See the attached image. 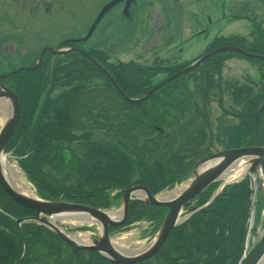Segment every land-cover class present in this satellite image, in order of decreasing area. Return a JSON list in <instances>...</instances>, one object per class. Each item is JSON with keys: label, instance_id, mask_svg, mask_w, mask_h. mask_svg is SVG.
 <instances>
[{"label": "trees", "instance_id": "trees-1", "mask_svg": "<svg viewBox=\"0 0 264 264\" xmlns=\"http://www.w3.org/2000/svg\"><path fill=\"white\" fill-rule=\"evenodd\" d=\"M224 45L239 46L246 51L264 55V51L247 47L244 38L239 36L216 38L207 51ZM84 50L116 81L124 94L132 98L146 94L154 86L153 78L158 74L168 77L189 64L183 63L175 68L165 67L163 63L144 67L133 63L110 62V55L101 48ZM236 55L240 54H215L191 73L177 77L145 101L136 104L128 102L110 82L107 74L85 56L77 52L63 56L46 55L38 68L15 73L3 80L16 92L21 106L20 120L12 133L8 150L19 157L20 167L35 185L38 195L44 199H63L105 208L110 206L109 193L114 189L123 190L140 184L156 194L171 188L189 176L198 160L211 154L207 153L209 146L206 144L209 145V142H206L207 134L204 132L200 137L206 136V140L198 141L200 151L196 147L200 154L204 153L200 155L195 150L187 156L190 158L188 162L178 153H170L172 149L168 148V145L173 146L176 134L174 127L180 122L179 115H182L179 112L190 109L184 106L191 99L188 79L194 80L197 91L207 99L212 89L219 88L217 83L225 61ZM261 63L264 65V62ZM95 77L103 81L105 93L113 94L111 99L109 96L106 98L109 105L112 103L109 107L98 104L96 109L91 108L90 99L97 96H94L95 90L90 87ZM66 85L72 87L51 97L55 88ZM180 89L184 95L178 91ZM231 95L235 98L237 109L234 108L232 112L225 109L224 115L237 118L238 123L225 124L226 120L218 118L222 127L218 129L217 143L223 149L249 145L264 147V90L255 93L247 86H238L231 91ZM113 99L123 105L113 103ZM119 106L131 111L125 117L131 121L118 126L119 132H125L124 136L119 137L117 131L113 133L114 129L107 130L103 137L96 134L99 131L95 128L83 129L88 120H94L91 117L94 116L93 110L99 113V119L102 116L109 118L121 115ZM191 110L190 117L195 115L196 118H203V127L209 126L207 108L199 109L195 105ZM109 112H112L111 116ZM141 119L146 123H142ZM123 125L127 129L123 130ZM165 125L169 126V130L164 129ZM193 128L196 125L191 124L189 129L195 134ZM75 129L82 134H75ZM139 129L152 139L143 140L141 147H136L132 142L136 140L132 137L133 132ZM191 132H188V136L192 135ZM188 136L185 135V138H190ZM66 141L68 144L78 141L73 152L70 147L63 145ZM163 142H166L167 153L157 156L147 154L150 151L147 152L145 147H158ZM65 152L70 154L69 158ZM146 157L151 163L146 161ZM42 165L51 166L54 175H44ZM64 168L77 178L74 188L55 176L57 171L64 172ZM50 181L54 186L50 185ZM217 185L212 184L201 192L195 198L196 206L192 210L206 204ZM82 186L92 191L84 192L79 189ZM250 194L248 178L225 186L209 205L173 229L157 255L163 256L167 264H177L180 260L182 264H236L241 253ZM164 212L163 207L134 200L129 204L126 223L152 219L159 225ZM34 214V210L11 200L0 186V264H16L20 260L24 248L22 233L28 247L20 264H110L97 252L73 248L42 225L25 223L22 225L23 232H20L15 219ZM8 229L15 232H9ZM83 252L89 255L86 262Z\"/></svg>", "mask_w": 264, "mask_h": 264}, {"label": "rangeland", "instance_id": "rangeland-1", "mask_svg": "<svg viewBox=\"0 0 264 264\" xmlns=\"http://www.w3.org/2000/svg\"><path fill=\"white\" fill-rule=\"evenodd\" d=\"M105 1L106 0H51L52 13L49 17L45 16V14H43L42 12H38L36 14V17L34 16L35 18L33 17L25 18L23 14L26 13L25 11L23 12L19 11L18 13H15L16 9L19 10L22 8L21 6H19V0H0V42H2V46L5 47L4 50L14 52L15 57L17 58L15 59V61H8V62L4 60H0V74L2 73L3 70L6 71L7 69H13L14 67H18V65H22V66L29 65L31 62L35 60V58L37 57V53L41 48L43 49L46 46L58 47L61 41L67 37L80 36V35L83 36L86 30H88L97 12L99 11V9L101 8L102 4ZM224 1L226 3H224ZM252 1L257 2L259 0H252ZM248 2H251V0H248ZM238 3L239 0H213V12H210L211 15L209 14L210 17H212V19L214 20L213 21L214 24L212 25L211 28V31L213 33L210 34L208 31H200L199 33L194 35L195 38H192V35L197 30L209 28L208 18L206 16L202 18V15L199 17H195L192 15L196 7H197L196 9L203 10V7L201 5L204 4L203 1L199 2V4H195L194 6L192 5V2L190 0H178V1L167 0L166 9L169 10V13L166 14L164 12L165 8L160 5L161 4L160 1L154 0L153 2L152 0H144V3L141 2L140 8L137 9L136 11L133 23L132 22L126 23L125 20H123L124 24L120 23V19H118V14H117L120 11L119 9L114 10L110 12L108 15H106V17L102 20V22L98 25V27L94 31L92 37L88 41L81 43V46L83 49L97 47V48H101L102 50H105L110 55L109 57L110 62L115 61V62L133 63L135 65L138 66L140 65L144 67L156 65L159 63H164L165 67L175 68L183 64L187 60H190L196 56H200L203 53H205L207 47L211 45L210 42L212 41L213 36H215L216 38L217 36H222L224 38L232 37L235 35L241 36L242 38L247 39L245 43L246 46L255 45L251 41L256 38L255 37L256 33L258 34L257 32L258 23H256L257 18L259 20L262 19V24H260L259 27L260 26H261L260 28L264 27V8H263L264 5L262 4L259 5L255 3L256 5L254 6L253 12L254 13L255 11H259V12L255 14H251L252 16H245V15H249L248 13L250 8L243 5L240 6ZM236 13L238 14L239 17L233 16ZM19 15H23L21 21L20 18H18ZM248 17L253 18L255 20L254 24L252 23L253 26L251 25V22L249 21L250 19ZM244 18H247L248 20ZM116 21H118V24H116ZM166 21H172V27L174 28V30H172L174 31L172 33L173 38L171 36V33L169 32L170 30H168L164 26ZM125 23L127 24L128 27L131 26L130 27L131 32H134L135 27L136 29H138L139 32H142L143 30L145 32L147 31L148 32L146 35L143 34L144 36L142 35L140 37H133L130 40H127V38H125L126 36H124L123 31L117 34H113L111 32L114 31L115 33L116 31L123 30L122 27H120L121 24H123V27L125 26L124 29L125 31L127 29ZM15 26L17 27L16 29L14 28ZM131 42H135V43L131 44ZM257 49L263 51L264 46L260 45V47H257ZM26 53L28 55H25ZM259 73H261V75L264 74V65L261 64L260 61L251 60L249 58H245L241 56L231 57L227 59L223 65L221 78L219 83H217V86H219V88L214 90L212 89L213 91L211 90L210 95L208 96L207 99H204L201 93L197 91L194 80L191 81L188 79V84H189L188 87H189V92L191 93V99L189 103H185L184 106H187L190 109L189 111L179 112L180 114H182L179 115V117L181 116V118H179L180 122L178 123L177 126L174 127L175 129L174 133L176 132V134L178 133V135L176 136L175 134V136L173 137V143H172L173 146L168 145V148L172 149L170 150V153L173 152L178 153L177 154L178 156L183 157L185 159V162H188L190 158H188L187 156L193 154L195 150L200 151L198 141L203 139L204 142L206 140V136L203 138L200 137L202 132L207 134L206 142H209V145L206 144L207 146H209L207 153H211L212 155L222 150L223 149L222 145L217 143V139H216L217 136H219L218 129L222 127L220 122L217 121L218 118L223 121L226 120L225 124L231 122L233 124L238 123L237 118L224 115L225 109L228 112H232L233 110H235L234 108L237 109V106L234 104L235 98H232L231 90H229V87H231V85L240 86L246 83L253 85V83L255 82L254 83L255 86L253 88L256 89L258 87L257 85L263 82L262 80L258 81L260 77ZM164 77L165 76L163 74H158L156 78H153V82H157L163 79ZM263 78L264 77H262V79ZM184 80L182 81L184 82ZM183 82L179 84L180 87ZM92 83L94 84H91L90 87L95 90L94 96L96 94L97 96L94 99H90L89 103L91 104V108L96 109V106L98 104L108 107L112 105V103H110V105L108 104L106 98L109 96L111 99L113 94L105 93L106 89L103 87V81L99 77H95ZM74 84L77 83L74 82ZM71 87L72 86L70 85L57 87L51 93V97H55V95H57L59 92L65 89L68 90ZM10 89L13 90L12 88ZM178 91L184 95L183 90L180 89ZM113 100H114L113 103L120 104L118 100L115 99ZM220 100H222L221 103L222 105L220 104ZM240 101L241 100H238L237 102ZM195 105L199 109H203L204 107L207 108L208 111L207 119L209 121V126L203 127V122H204V120H202L203 118L200 117L196 118L195 115L194 117H190V113H192L191 109H194ZM119 107H121V110L119 111V113L121 112V115L120 116L113 115L112 117L109 118L102 116L99 119L100 116L99 113H96V111L93 110L94 116L91 117L94 120H88L87 126L86 125L83 126V129L85 130V129L95 128L99 130L103 136H105L107 130L114 129L113 133L117 131L119 133L118 134L119 137L124 136L125 132L124 131H122V133L119 132L118 126H120V124L122 123L127 124L129 123V121H131L125 119L126 116H129L131 114V111L127 108L125 109V106H119ZM144 108L147 109V107ZM2 112L3 110H1V113ZM1 113H0V124L4 123L5 120L7 119L6 114L2 115ZM120 117H124V118L122 119ZM141 122L146 123V121L142 119ZM191 124L193 126L196 125V128L195 129L193 128L195 134L194 132L192 133L191 130L189 129L191 127ZM122 129L125 130L127 129V127L123 125ZM164 129L169 130V126L165 125ZM142 131L144 130L139 129L138 132L135 131L133 132L134 134L132 138L133 140L136 141H132V142H134V145L136 147L141 145V141L143 140L148 141L152 139V137L147 136L148 134H144L142 133ZM188 132H191L192 135L188 136ZM74 133L78 135L82 134L81 131H78L76 129L74 130ZM155 135L156 134H154V136ZM185 135L190 138H185ZM77 142L78 141H75L74 143L69 142L68 144L66 141L63 143V145L66 148L70 147V150H72L73 152L74 151L73 148H75ZM165 145L166 142H163L158 147L156 146L152 147L151 145H149L148 147L145 148H147L148 150L147 152L150 151L149 153H147L148 155L150 154L153 156L164 155L165 153H167V150H165L166 148ZM196 147L198 150L196 149ZM65 154L67 158L70 157L69 153L65 152ZM13 158L14 157H10L11 164L9 163V168L11 170V173H13L17 177V179L23 184L27 192L31 194L34 193L35 189L31 186L29 180L24 175L22 170L17 166V163ZM197 159L198 158H196L194 161H196ZM147 160L148 159L146 157V161ZM149 162L151 163L150 160H148V163ZM67 168H64V172L57 171L58 174L55 176L59 180H65V184L67 186L74 188L73 185L77 184V178L72 174H68ZM53 170L54 169L51 166L48 165L41 166V171L46 176L48 175L51 176V174L54 175ZM223 179L226 178H224L223 176ZM223 179H221L220 181L222 182ZM240 179L241 177L240 178L236 177L233 180H240ZM187 180H184L183 183L181 184L175 185L173 188L156 193V197L159 198L160 196L166 193L168 194L172 192L176 187L181 186ZM50 185L54 186V184H52V181H50ZM86 187L87 186H82L79 189H81L84 192L92 191L91 188H86ZM122 193L123 192H121L120 194ZM120 200L121 198L119 200H117V198L111 199L110 207L108 208L97 207L92 204H86V203H80V204L89 205L97 209H105L104 210L105 212H108L109 214L112 215L114 214L116 216V215H120L121 212L123 211L122 200L121 201ZM260 205L263 213L261 212L262 214L261 215L259 214V220H258L257 219L258 216H256L255 212H256V206L259 207ZM163 208L165 209L166 212L167 208L165 207ZM252 209H253V221H252L253 224H252L251 232L249 233L248 236L249 237L248 250L254 244L257 243L263 229L264 201L263 199H261L258 192L255 201L253 203ZM116 212L117 214H115ZM65 221L66 220L58 218L57 223L60 226H62L65 233L70 235V237L72 234H75L77 231H80V228L82 227H83L82 228L83 231L79 233L83 234L88 239V241H90V243H92L95 239H97L101 235L100 227L95 223L82 224L79 221H77L74 224H71L67 222L68 220L66 222ZM152 228H153V223L149 221V219L138 220L130 224L125 223L124 225L116 226L115 228L109 229L110 241L112 245L115 246L116 248H117L116 245L120 240H122L127 245H136L135 247L136 249L141 248V250L132 253L133 255L146 249L155 240L158 232H151ZM9 232H15V231L10 230ZM24 232H30V231L24 230ZM170 234L171 232L168 234L167 238L165 239L164 243L161 245L159 250L152 257L147 258L135 264H139L142 262H145V264H167L164 261L165 258L163 256H158L157 254L166 243ZM245 234L246 232H244L243 243L239 258L243 254ZM22 238L24 243L23 247L25 246V254H26L28 245L23 233H22ZM82 255L84 257V261L86 262L87 258L89 257L88 253L83 252ZM239 258L237 259L236 264L238 263ZM182 262L183 261L180 260L178 261L177 264H182Z\"/></svg>", "mask_w": 264, "mask_h": 264}, {"label": "water", "instance_id": "water-1", "mask_svg": "<svg viewBox=\"0 0 264 264\" xmlns=\"http://www.w3.org/2000/svg\"><path fill=\"white\" fill-rule=\"evenodd\" d=\"M121 1L123 0H111L101 8L82 41L87 40L91 36L101 19L111 8H113ZM130 2L131 0H126L125 13H127L126 11ZM45 51H49L54 55H63L67 52L75 51L86 56L91 62L102 69V67L90 55L79 48L68 47L54 50L47 47L42 50V53L34 66L18 68L13 72H10L9 74L16 73L21 70L37 68L42 61V57ZM222 51H235L248 57L261 58L264 60V56L251 54L236 46L219 47L203 55L201 58L190 64L182 71L163 80L140 98L127 97L110 76L109 79L116 86L121 95L126 98L127 101L137 103L147 99L157 89L173 80L177 76L190 72L207 58ZM5 76L6 75H0V79ZM0 99H4L5 101H7L10 108L8 118L0 127V186L14 202L35 211V216L19 218L16 220L19 228L20 225L26 221L38 222L55 232L58 236H60L76 249H88L97 251L102 254L103 257L111 264H135L152 257L159 250L171 230L182 221V210L190 200L197 196L211 183L222 179V177L225 176L226 172L232 166L243 163L244 167H246L245 174L249 178V187L252 193L248 210V219L245 225L246 234L243 245V254L239 258L237 264H264V223L261 235L257 243L248 250V236L251 232L253 221L252 207L257 192L264 201V147L246 146L240 148H232L222 150L207 158L202 159L192 168L190 176L188 177L189 179L187 180L189 181L187 183V186L178 194V196L170 200H162L156 197V195H153L146 187L142 185H135L126 188L123 190L121 196L123 211L120 215H118V217H116L112 214H109L108 212H105L104 210L97 209L88 205L66 202L60 199L49 200L37 196H28L18 191L11 185L5 174L6 154L11 134L20 118L21 110L19 100L15 92L1 82ZM229 182L230 179H226V181H224L220 186L219 190L212 195L208 203L212 202L221 191L222 187ZM138 194L144 195V198H142V200H144L147 204L165 207L167 208V211L157 231L158 233L155 240L143 251L132 255L123 253L112 245L109 237V228L111 226H119L125 223L128 214L129 201ZM62 216H67L69 218L70 216H76L90 220L92 221V223H95L100 227L101 235L97 239H95L92 244H83L75 241L66 233H64L56 224V219ZM24 253L25 246L23 254L16 264H20L22 258L24 257Z\"/></svg>", "mask_w": 264, "mask_h": 264}, {"label": "flooded vegetation", "instance_id": "flooded-vegetation-1", "mask_svg": "<svg viewBox=\"0 0 264 264\" xmlns=\"http://www.w3.org/2000/svg\"><path fill=\"white\" fill-rule=\"evenodd\" d=\"M106 1H108V0H106ZM105 1V2H106ZM153 2H154V0H152ZM155 1H160V5L161 6H163L164 8H165V10H164V12L166 13V14H168L169 13V10H167L166 9V3H167V0H155ZM169 1V0H168ZM176 1H178V0H176ZM191 2H192V5H194L195 6V4H199V2H201V1H203V3L204 4H201L202 5V7H203V10H199V9H196L195 8V10L193 11V16H195V17H199V16H201L202 15V18L203 17H207L208 18V23H209V28L208 29H200V30H197L193 35H192V38H195V34H197V33H199L200 31H208L210 34H212L213 32L211 31V28H212V25L214 24V20L212 19V17H210V12H213V0H190ZM104 2V3H105ZM141 2L142 3H144V0H131V2H130V4H129V11L130 12H133V20H132V23H133V21H134V17H135V14H136V11H137V9H139L140 8V6H141ZM103 3V4H104ZM224 3H226L225 1H224ZM233 3V2H232ZM262 4V5H264V0H259V1H255V2H253L252 0H251V2H248V0H239V5L241 6V5H243V6H246V7H248V8H250L249 9V15H245V16H252L251 14H255V13H257V12H259V11H255V13L253 12L254 11V6L256 5V4ZM102 4V5H103ZM125 5H126V0H123V1H121L120 3H118L117 5H116V7H115V9L114 10H117V9H119V11L120 12H118L117 14H118V19H120V23H123V20H125V22H126V19H125V15H124V8H125ZM19 6H21L22 8L21 9H19V10H15V13H18L19 11L20 12H23V11H25L26 13H23L24 14V16H25V18H35L36 17V14L38 13V12H42L43 14H45V16H47V17H49L50 15H51V13H52V3H51V0H19ZM139 6V7H138ZM102 7V6H101ZM263 8H264V6H263ZM209 12V13H208ZM210 14V15H209ZM239 15H242V14H239ZM22 16L23 15H19V17L18 18H20V21H21V18H22ZM35 16V17H34ZM233 16H237V17H239L238 16V14L236 13L235 15H233ZM244 16V15H243ZM166 17V16H165ZM167 18V17H166ZM249 18V17H248ZM244 19H246V20H248L247 18H244ZM250 20V22H251V25L253 26V24H254V19L253 18H249ZM128 22V21H127ZM126 22V23H127ZM125 23V24H126ZM253 23V24H252ZM256 23H258L256 26H257V32H258V34L256 33V35H255V39H253L251 42L252 43H254L255 45H250V46H248L249 48H255L256 50H258V51H260L259 49H257V47H260V45H262V46H264V27L263 28H260L259 27V25L260 24H262V19H258L257 18V21H256ZM116 24H118V21H116ZM124 24V23H123ZM123 24H121V26L120 27H122V29L123 30H119V31H116L115 33H114V31H111L113 34H117V33H120V32H122L123 31V34H124V36H126L125 38H127V40H130V39H132L133 37H140V36H142L143 34L144 35H146L147 34V32H145L144 30L142 31V32H139L138 31V29H136V27H135V30H134V32H131V29H130V27H128L127 26V24H126V26H127V29L124 31V29H125V26L123 27ZM165 28H167L168 30H170L169 32L171 33V36H172V38H173V32L174 31H172V30H174V28L172 27V21H166L165 22ZM119 27V26H118ZM15 29L17 28L16 26L14 27ZM255 29V28H254ZM263 29V30H262ZM256 32V31H255ZM136 33V34H135ZM127 34V35H126ZM143 35V36H144ZM82 36L80 35V36H73V37H67V38H65V39H63L62 41H61V43H63V44H67V45H71L72 43H71V40H74V39H76V38H81ZM220 37H222V36H217V38H220ZM216 39V37L215 36H213V38H212V41L210 42L211 44L214 42V40ZM244 40H245V43H246V38H244ZM130 42V41H129ZM135 42H137V41H135ZM135 42H131V44H134ZM60 43V44H61ZM207 48H209V46L207 47ZM5 49V47H3L2 46V42H0V60H4V61H15V59H17L16 57H15V54H14V52H10V51H6V50H4ZM42 49V48H41ZM41 49L39 50V52L37 53V54H40V52H41ZM263 51H264V49H263ZM25 55H28L27 53L25 54ZM46 55H51L49 52H45L44 53V57L46 56ZM260 55H262V54H260ZM264 56V55H263ZM44 57H43V59H44ZM198 56H196V57H194V58H197ZM194 58H192V59H190V60H187L186 62H189V61H191V60H193ZM164 64V63H163ZM165 66V65H164ZM4 71V70H3ZM260 74V77H259V80L258 81H263V79H262V77L264 76V74H262L261 75V73H259ZM163 75H165V74H163ZM252 82H254V81H252ZM255 83V82H254ZM254 83H253V85L252 84H242V85H240V86H247V87H249L251 90H253V92H255V93H257V92H262L263 90H264V82H262V83H260L259 85H257L258 87L255 89V88H253L255 85H254ZM258 84V83H257ZM236 87H238V85H231V87H229V90H231V91H234L235 90V88ZM227 89H228V86H227ZM222 103V100H220V104ZM241 103H243V102H241ZM239 104V105H242V104ZM235 104V103H234ZM246 104V102L245 103H243V105H245ZM222 105V104H221ZM99 131V130H98ZM97 135H99L100 137H103V135L100 133V131L98 132V133H96ZM101 134V135H100ZM196 206V204L193 202L192 204L190 203L188 206H187V208H186V212H191L192 211V209H193V207H195Z\"/></svg>", "mask_w": 264, "mask_h": 264}, {"label": "bare ground", "instance_id": "bare-ground-1", "mask_svg": "<svg viewBox=\"0 0 264 264\" xmlns=\"http://www.w3.org/2000/svg\"><path fill=\"white\" fill-rule=\"evenodd\" d=\"M0 109L3 110V113L6 114V117H8L9 112H10V108H9V105H8L7 101H5L4 99H0ZM5 168L7 169L6 172H5L6 177L9 180V182L11 183V185L15 189H17L18 191H20V192H22V193H24V194H26L28 196H33V194H31V193H29V192H27L25 190V187L23 186V184L17 179V177L13 173H11L10 168L8 166H6ZM245 172H246V167H244V165L240 163L239 165L232 166L226 172L224 178H226V179H235L236 177L243 176L245 174ZM188 182L189 181H186L181 186L176 187L172 192H170L168 194L166 193V194L160 196L159 198L162 199V200L173 199L174 197L178 196V194L187 186ZM115 214H117V212ZM116 217H118V215H116ZM61 218L63 220H66V221L68 220L67 222H69L71 224H74L77 221H79L82 224L92 223V221H90V220H87L85 218L76 217V216H70V218L67 217V216L66 217L62 216ZM71 237H72V239L78 240L79 242H84V243L88 242V239L83 234H80V233L72 234ZM116 246H117V249L119 251H121L123 253H126V254H132V253H135V252L141 250V248L136 249L135 248L136 245H127V244H125L122 240H120Z\"/></svg>", "mask_w": 264, "mask_h": 264}]
</instances>
